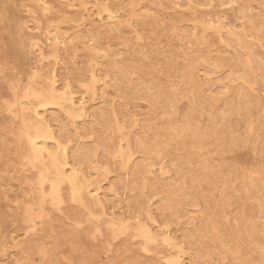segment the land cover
I'll return each instance as SVG.
<instances>
[{
  "label": "rangeland",
  "instance_id": "obj_1",
  "mask_svg": "<svg viewBox=\"0 0 264 264\" xmlns=\"http://www.w3.org/2000/svg\"><path fill=\"white\" fill-rule=\"evenodd\" d=\"M31 2L0 0V264H38L44 249L49 260L76 264H260L264 0H132L122 10L121 0H48L47 10ZM98 15L114 18L106 23ZM215 18L233 26L232 34L221 39ZM49 30L62 42L54 53ZM52 81L84 101L82 121L50 96ZM44 109L52 128L37 136L58 155L56 143L65 147L67 162L86 175L78 203H71L69 183L53 180L34 151L29 116ZM88 189H97L102 204ZM54 201L65 203L64 215L46 217L29 233L27 222L39 218L43 205L50 213ZM157 225L169 230L168 243L145 234L146 228L160 234Z\"/></svg>",
  "mask_w": 264,
  "mask_h": 264
},
{
  "label": "bare ground",
  "instance_id": "obj_2",
  "mask_svg": "<svg viewBox=\"0 0 264 264\" xmlns=\"http://www.w3.org/2000/svg\"><path fill=\"white\" fill-rule=\"evenodd\" d=\"M31 1H34V4H35V6L37 7V8H39V9H45L46 8V10H47V8H48V4H50V3H48V0H30V2ZM62 1V0H61ZM157 2V1H156ZM220 2V1H219ZM32 3V2H31ZM175 3V2H174ZM177 4V3H176ZM191 4V3H190ZM205 4V3H204ZM214 4V3H213ZM234 4V3H233ZM129 6L130 8L133 6V4H132V0H121V2H119V9H124V7H126V6ZM169 5H170V3H169ZM172 5L174 6V4L172 3ZM172 5H170V6H172ZM219 5V4H218ZM246 5V4H245ZM68 6H70V5H68ZM111 6V5H110ZM183 6H184V4H183ZM200 6H204V5H200ZM216 6V5H215ZM214 6V7H215ZM247 6V5H246ZM51 7V6H50ZM77 7V6H76ZM128 7V8H129ZM176 7V6H175ZM141 8V7H140ZM144 8V7H143ZM166 8V7H165ZM212 8H213V5H212ZM235 8V7H234ZM239 8V7H238ZM134 9V8H133ZM21 10V9H20ZM54 10V9H53ZM145 10V9H144ZM156 10V9H155ZM124 11V10H123ZM151 12H153V11H151ZM189 12V11H188ZM187 12V13H188ZM122 14H123V12H121ZM119 14V13H118ZM84 15V14H83ZM87 15V14H86ZM163 15V14H162ZM88 17H90V15H87ZM104 16V15H103ZM191 16V15H190ZM254 16V15H253ZM82 17H84V16H82ZM98 17L100 18L101 17V15L99 16L98 15ZM105 17V16H104ZM104 17H102V18H100V20H103V18ZM162 17V16H161ZM184 17V16H183ZM189 17V16H188ZM256 17V16H255ZM112 18H114L112 15H107V17L106 18H104V19H107V22L106 23H108V21L109 20H112ZM123 18V17H122ZM174 18V17H173ZM221 18V17H220ZM109 19V20H108ZM116 19V18H115ZM119 19H120V17H119ZM99 20V19H98ZM99 20V21H100ZM175 21L177 20V19H174ZM212 20V21H211ZM210 20V22H211V24L212 23H216L217 25H218V30H220V38L222 39L223 37H222V35L225 33L226 35H231L232 34V32H233V29H234V27L233 26H231L230 24H221V21H220V19L219 18H215V19H211ZM91 21L92 20H90V23H91ZM98 21V22H99ZM94 22V21H93ZM96 22H97V20H96ZM159 22H161V21H159ZM172 22H173V20H172ZM204 22V21H203ZM92 24H94V23H92ZM96 25V24H95ZM110 25V24H109ZM217 25H216V27H217ZM30 26V25H29ZM101 27V26H100ZM107 27V26H106ZM108 27H111V26H108ZM92 28V27H91ZM194 28V27H193ZM98 29H100L99 27H98ZM223 30V31H222ZM180 31V30H179ZM103 32V31H102ZM190 32V31H189ZM112 33V32H111ZM47 34L50 36L48 39H49V43H48V47L49 48H52L51 50H52V52L54 53L55 52V50H57L58 48H57V46H58V44L59 43H62V42H60L59 41V37H58V35H57V33L54 31L53 32V30H49V31H47ZM89 35H90V33H89ZM76 36H77V34H76ZM207 36V35H206ZM213 36V35H212ZM74 37V36H73ZM113 37V36H112ZM234 37V36H233ZM83 38V37H82ZM216 38V37H215ZM207 39V38H206ZM218 39V38H217ZM220 39V40H221ZM226 39V38H225ZM231 39V38H230ZM229 39V40H230ZM252 39V38H251ZM251 39H249V40H251ZM62 40V39H61ZM67 40V39H66ZM120 40H122L121 38H120ZM209 40V39H208ZM47 41V40H46ZM68 41V40H67ZM210 41V40H209ZM217 41V40H216ZM219 41V40H218ZM117 42H118V40H117ZM128 42V41H127ZM212 42V41H211ZM214 42V41H213ZM225 42H228V41H225ZM225 42H223V43H225ZM230 42H232V41H230ZM121 43V42H120ZM219 43V42H218ZM235 43V42H234ZM233 43V44H234ZM85 44V43H84ZM32 45H34V44H32ZM169 45V44H168ZM62 46H64V45H62ZM61 46V47H62ZM210 46V45H209ZM213 46V45H212ZM228 47H230L229 46V44L227 45ZM235 46V45H234ZM92 47V46H91ZM107 47H110V46H108L107 45ZM259 47V46H258ZM63 48V47H62ZM94 48V47H93ZM173 48V47H172ZM220 48V47H219ZM231 48V47H230ZM108 49V48H107ZM222 46H221V51H222ZM232 49V48H231ZM239 49V48H238ZM217 50V49H216ZM226 50V49H225ZM204 51V50H203ZM228 51V50H227ZM231 51H234V50H231ZM240 51V50H239ZM212 52V51H211ZM217 52V51H216ZM219 52V51H218ZM230 52V51H229ZM235 52V51H234ZM104 53V52H103ZM114 53V52H113ZM182 53V52H181ZM187 53V52H186ZM238 53V52H237ZM239 53H241V52H239ZM259 53V52H258ZM223 54V53H222ZM230 54H231V52H230ZM233 54V53H232ZM231 54V56H233ZM245 54V53H244ZM261 54V53H260ZM236 54L234 53V56H235ZM186 56V55H185ZM245 56V55H244ZM252 56H254V55H252ZM257 56V55H256ZM59 57V56H58ZM221 57H222V55H221ZM237 57V56H236ZM255 57V56H254ZM109 58V57H108ZM232 58V57H231ZM239 58V57H238ZM237 58V59H238ZM254 59V58H253ZM252 59V60H253ZM225 60V59H224ZM233 60V59H232ZM261 60V59H260ZM113 61V60H112ZM226 61V60H225ZM251 62V61H250ZM212 63V62H211ZM226 64L228 63V62H225ZM233 63H235V61L233 62ZM257 64H260L259 62H257ZM186 65V64H185ZM184 65V66H185ZM223 65V64H222ZM255 65V64H254ZM262 65V64H261ZM239 66V65H238ZM201 67V66H200ZM253 67V66H252ZM251 67V68H252ZM261 67V66H260ZM259 67V68H260ZM204 68V67H203ZM263 69V68H262ZM36 71L38 70L37 68L35 69ZM242 70V69H241ZM35 71V72H36ZM201 71V70H200ZM208 71V70H207ZM185 72H187V71H185ZM189 72V71H188ZM239 72H241V71H239ZM220 73V72H219ZM229 73V72H228ZM42 74V73H41ZM238 74V73H237ZM43 75V74H42ZM50 75H53V73L52 74H50ZM92 75V74H91ZM95 75H96V73H95ZM191 76H192V74H191ZM198 76V75H197ZM48 77H49V75H48ZM91 77H93V76H91ZM199 77V76H198ZM55 78V77H54ZM189 78V77H188ZM253 78H255V77H253ZM50 79H52V78H50ZM222 80H223V78H221ZM251 79V78H250ZM97 80H99V77H98V79ZM202 80H204V79H202ZM232 80V79H231ZM230 80V81H231ZM89 81V80H88ZM193 81V80H192ZM224 82V81H223ZM181 84V83H180ZM189 84V83H188ZM187 85V84H186ZM191 85V84H190ZM198 85H201V84H198ZM240 85V84H239ZM64 87H66V85H63ZM189 86V85H188ZM192 86V85H191ZM190 87V86H189ZM198 87V86H197ZM209 87V86H208ZM231 87H233V86H231ZM182 88H184L183 86H182ZM219 88V87H218ZM71 89V88H70ZM186 89V88H185ZM197 89V88H196ZM203 89V88H202ZM208 89V88H207ZM226 89V88H225ZM241 89H244V88H241ZM162 90V89H161ZM49 94H50V96L52 97V98H56V99H58V100H60L61 102H63V105H64V107H65V110H66V112L70 115V116H72L73 118H76V119H79V121H82L81 119H82V117L84 116V113H83V110H84V108H85V106H84V101L82 102H80V101H75V100H73L72 99V97L70 96V95H65L66 94V91L65 90H62L61 88H58V85L56 86L55 85V82L54 81H52L51 83H50V88H49ZM181 91V90H180ZM207 91H209V90H207ZM194 92V91H193ZM205 92V91H204ZM203 92V93H204ZM201 93V92H200ZM211 93V92H210ZM162 94V93H161ZM161 94H159L160 96H161ZM94 95V94H93ZM153 95V94H152ZM151 95V96H152ZM163 95V94H162ZM197 95V94H196ZM216 95H218V93L216 94ZM95 96V95H94ZM159 96V97H160ZM198 96V95H197ZM241 96V95H240ZM198 97H201V96H198ZM202 99V98H201ZM210 99H212V98H210ZM159 100H161V99H159ZM196 100V99H195ZM194 100V101H195ZM205 100V99H204ZM204 100H203V102H204ZM223 100V99H222ZM221 100V101H222ZM236 101V100H235ZM154 102H156V101H154ZM153 102V103H154ZM196 102H198V101H196ZM212 102V101H211ZM234 102V101H233ZM21 103H22V101H21ZM164 103V102H163ZM206 103V102H205ZM23 104V103H22ZM160 104V103H159ZM195 104V103H194ZM211 104H213V102L211 103ZM227 104V103H226ZM226 104H224V105H226ZM21 105V104H20ZM28 105V104H27ZM154 105H156V103L154 104ZM166 105V104H165ZM173 105H174V103H173ZM172 105V106H173ZM39 106V105H38ZM175 106V105H174ZM210 106V105H209ZM220 106H222L221 104L219 105V107ZM9 107V106H8ZM88 107V106H87ZM156 107V106H155ZM194 107H195V105H194ZM197 107V106H196ZM216 107V106H215ZM219 107H218V109H219ZM158 108V107H157ZM213 108V107H212ZM217 108V107H216ZM11 109V108H10ZM56 109V108H55ZM112 109H114L113 107H112ZM209 109V108H208ZM229 109V108H228ZM227 109V110H228ZM247 109V108H246ZM204 110V109H203ZM202 110V111H203ZM207 110V109H206ZM48 111V110H47ZM215 111V110H214ZM213 111V112H214ZM251 111H253V110H251ZM44 112H45V109L44 110H34V113H33V115H32V113H31V115L29 116L31 119L29 120V124L28 125H30V128H32V130H31V139H32V144H34V151H35V153L38 155V156H40V157H42L43 159H45V163H46V166H45V172H47V173H49L50 174V176H51V178L54 180V179H56V180H60V181H67L68 183H69V186L71 187V189L72 190H74L75 189V191H76V193H80L83 189H85L88 185V181H87V179H86V175L85 174H81V173H79V171L77 170L79 167H77V169L73 166V165H70L68 162H67V159H66V157H65V147H61V145L59 144V143H56V145H57V147H59L60 148V151H59V155L57 154V153H53L51 150H50V148H49V146H48V144L47 143H44V142H42V140H40L39 139V137L37 136V134L39 133L38 132V129L40 130V131H43V132H50L51 131V128H52V124H50V122L49 121H47L46 119H44V117H43V115H44ZM85 112V111H84ZM87 112V111H86ZM244 112V111H243ZM249 112V111H248ZM106 113H109V112H106ZM169 114H170V112H169ZM212 114V113H211ZM220 114V113H219ZM229 114V113H228ZM253 114V113H252ZM262 114V113H261ZM116 115V114H115ZM234 115V114H233ZM232 115V116H233ZM108 116H109V114H108ZM133 116H134V114H133ZM203 116V115H202ZM263 116V115H262ZM49 117V116H48ZM122 117V116H121ZM204 117V116H203ZM219 117V116H218ZM247 117V116H246ZM171 118V117H170ZM112 119V118H111ZM172 119V118H171ZM170 119V121H172ZM188 119V118H187ZM201 119H202V117H201ZM229 119V118H228ZM227 119V120H228ZM113 120V119H112ZM117 120H118V118H117ZM175 120H177V119H175ZM222 120H224V119H222ZM101 121V120H100ZM99 121V122H100ZM111 121V120H110ZM120 121V120H119ZM174 121V120H173ZM187 121V120H186ZM202 121H203V119H202ZM251 121V120H250ZM252 121H254V119L252 120ZM76 122V121H75ZM88 122V121H87ZM107 122V121H106ZM123 122V121H122ZM121 122V123H122ZM128 122H130L129 120H128ZM166 122V121H165ZM177 122V121H176ZM180 122V121H179ZM184 122V121H183ZM217 122V121H216ZM226 122V121H225ZM229 122V121H228ZM28 123V122H27ZM90 123H92V122H90ZM124 123V122H123ZM167 123V122H166ZM173 123H175V122H173ZM189 123H190V121H189ZM259 123V122H258ZM93 124V123H92ZM118 124H119V122H118ZM129 124V123H128ZM177 124H178V122H177ZM180 124L182 125V122H180ZM184 124H186V123H184ZM208 124H210V123H208ZM246 124V123H245ZM112 125V124H111ZM148 125V124H147ZM156 125V124H155ZM167 125V124H166ZM190 125V124H189ZM94 126V125H93ZM107 126V125H106ZM105 126V127H106ZM124 126V125H123ZM151 126H152V124H151ZM158 126V125H157ZM54 127V126H53ZM119 127H120V125H119ZM149 127V126H148ZM212 127V126H211ZM244 127H245V125H244ZM77 128V127H76ZM96 128V127H95ZM107 128V127H106ZM123 128V127H122ZM163 128H165V127H163ZM178 128V127H177ZM184 128V127H183ZM192 128V127H191ZM85 129V128H84ZM100 129V128H99ZM109 129V128H108ZM107 129V130H108ZM112 129V128H111ZM111 129H109L110 131H111ZM151 129V128H150ZM153 129H154V127H153ZM152 129V130H153ZM167 129V128H166ZM187 129H189V128H187ZM195 129V128H194ZM207 129H209V128H207ZM76 130V129H75ZM78 130V129H77ZM95 130V129H94ZM123 130V132L125 131L124 129H122ZM131 130V129H130ZM165 130V129H164ZM175 130V129H174ZM191 130V129H190ZM258 130V129H257ZM79 131V130H78ZM86 131V130H85ZM113 131V130H112ZM127 131V130H126ZM156 131V130H155ZM166 131H169V130H166ZM184 131V130H183ZM192 131V130H191ZM94 132V131H93ZM105 132H107L106 130H105ZM104 132V133H105ZM109 132V131H108ZM117 132V131H116ZM121 132V131H120ZM122 132V133H123ZM128 132V131H127ZM130 132V131H129ZM128 132V133H129ZM190 132V131H189ZM188 132V133H189ZM254 132H255V130H254ZM96 133V132H95ZM175 133V132H174ZM177 133V132H176ZM179 133H180V131H179ZM199 133V132H198ZM234 133V132H233ZM59 134H61V133H59ZM106 134H108V133H106ZM114 134H115V132H114ZM132 134V133H131ZM147 134V133H146ZM145 134V135H146ZM155 134V133H154ZM182 135H183V133H181ZM180 134V135H181ZM191 134H193V133H191ZM54 135V134H53ZM88 135V134H87ZM89 135H90V133H89ZM88 135V136H89ZM120 135H121V133H120ZM124 135V134H123ZM149 135H150V133H149ZM168 135V134H167ZM172 135H174V134H172ZM78 136H79V133H78ZM117 136V135H116ZM132 136V135H131ZM55 137V136H54ZM121 137V136H120ZM149 137V136H148ZM174 137H175V135H174ZM181 137V136H180ZM251 137V136H250ZM152 138V137H151ZM158 138V137H157ZM229 138V137H228ZM231 138V137H230ZM55 139V138H54ZM58 139V138H57ZM118 139V138H117ZM135 139V138H134ZM148 139V138H147ZM150 139V138H149ZM185 139H186V137H185ZM233 139V138H232ZM115 140V139H114ZM133 140V139H132ZM180 140V139H179ZM226 140V139H225ZM245 140V139H244ZM243 140V141H244ZM247 140V139H246ZM251 140V139H250ZM121 141V140H120ZM186 141V140H185ZM229 140H227V142H228ZM242 141V140H241ZM118 142V141H117ZM116 142V143H117ZM145 142H146V140H145ZM172 142V141H171ZM232 142V141H231ZM246 142V141H245ZM251 142V141H250ZM262 142H264V140L262 141ZM49 143V142H48ZM113 143H114V141H113ZM147 143V142H146ZM162 143H163V141H162ZM166 143V142H165ZM164 143V144H165ZM182 143V142H181ZM191 143H192V140H191ZM190 143V144H191ZM195 143V142H194ZM85 144V143H84ZM94 144V143H93ZM99 144H101L100 142H99ZM104 144V143H103ZM103 144H102V146H103ZM152 145H153V143H151ZM157 144H159V143H157ZM168 144V143H167ZM179 144H180V142H179ZM221 144V143H220ZM244 144V143H243ZM246 144V143H245ZM91 145V144H90ZM170 145V144H169ZM169 145H168V147H169ZM189 145V144H188ZM192 145V144H191ZM219 145V144H218ZM96 146V145H95ZM100 146V145H99ZM123 146V145H122ZM127 146H129V145H127ZM136 147H137V145H135ZM179 146V145H178ZM187 146V145H186ZM190 146V145H189ZM193 146V145H192ZM220 146V145H219ZM249 146V145H248ZM247 146V147H248ZM84 147H86V146H84ZM135 147V148H136ZM188 147V146H187ZM193 147H195L196 148V146L194 145ZM199 147V146H198ZM202 147H203V145H202ZM233 147V146H232ZM241 147H243V146H241ZM67 148H69V147H67ZM163 148V147H162ZM190 148V147H189ZM194 148V149H195ZM219 148V147H218ZM87 149V148H86ZM121 149H123V148H121ZM165 149V148H164ZM171 149H173L172 148V146H171ZM180 149V148H179ZM220 149V148H219ZM56 150V149H55ZM113 150V149H112ZM167 150H168V148H167ZM167 150L165 151V152H167ZM186 150V149H185ZM196 150H197V148H196ZM221 150V149H220ZM223 150V149H222ZM221 150V151H222ZM230 150H231V148H230ZM257 150H258V148H257ZM88 151V150H87ZM115 151V150H114ZM143 151V150H142ZM187 151V150H186ZM191 151H193V150H191ZM200 151V150H199ZM228 151V150H227ZM252 151V150H251ZM55 152V151H54ZM93 152V151H92ZM124 152V151H123ZM145 152V151H144ZM182 152V151H181ZM250 152V151H249ZM118 153H120V152H118ZM125 153V152H124ZM189 153V152H188ZM67 154V153H66ZM71 154V153H70ZM84 154V153H83ZM107 154H108V152H107ZM189 154H192V153H189ZM188 154V155H189ZM92 155H94V154H92ZM143 155V154H142ZM179 155V157H180V154H178ZM70 156V155H69ZM80 156V155H79ZM85 156V155H84ZM109 156V155H108ZM123 156V155H122ZM144 156V155H143ZM142 156V157H143ZM173 156V155H172ZM177 156V155H176ZM72 157V156H71ZM78 157V156H77ZM112 157V156H111ZM125 157V156H124ZM149 157V156H148ZM168 157V156H167ZM170 157V156H169ZM178 157V158H179ZM79 158V157H78ZM81 158V157H80ZM121 158V157H120ZM119 158V159H120ZM123 158V157H122ZM154 158V157H153ZM172 158V157H171ZM107 159V158H106ZM110 159V158H109ZM118 159V160H119ZM141 159V158H140ZM185 159H186V157H185ZM194 159H195V157H194ZM201 159V158H200ZM207 159L208 158H206V163H207ZM93 160V159H92ZM115 160V159H114ZM149 160V159H148ZM170 160H172V159H170ZM182 160V159H181ZM202 160V159H201ZM79 161V160H78ZM152 161V160H151ZM183 161V160H182ZM191 161V160H190ZM209 161V160H208ZM84 162V161H83ZM111 162V161H110ZM160 162V161H159ZM188 162V161H187ZM170 163V162H169ZM185 163V162H184ZM193 163V162H192ZM198 163V162H197ZM209 163V162H208ZM260 163V162H259ZM90 163H88V165H89ZM172 164V163H171ZM190 164V163H189ZM210 164V163H209ZM128 165V164H127ZM136 165V164H135ZM135 165H133V166H135ZM261 165V164H260ZM262 165H264V164H262ZM23 166V165H22ZM21 166V167H22ZM83 166V165H82ZM87 166V165H86ZM100 166H103L102 164L100 165ZM185 166V165H184ZM200 166H202V165H200ZM198 167V166H197ZM197 167H195V168H197ZM99 168V167H98ZM127 168V167H126ZM129 168V167H128ZM176 168H178V167H176ZM187 168V167H186ZM185 168V169H186ZM200 168V167H199ZM81 169H82V167H81ZM138 169V168H137ZM166 169V168H165ZM188 169V168H187ZM186 169V170H187ZM258 169V168H257ZM186 170L184 171L185 173H186ZM197 170H200V169H197ZM202 170V169H201ZM205 170V169H204ZM23 171H24V169H23ZM86 172V171H85ZM178 172H179V170H178ZM189 172V171H188ZM192 172V171H191ZM190 172V173H191ZM196 172H198V171H196ZM203 172V171H202ZM225 172V171H224ZM227 172V171H226ZM149 173V172H148ZM200 173V172H199ZM210 173V172H209ZM261 173V172H260ZM88 174V173H87ZM128 174V173H127ZM201 174V173H200ZM203 174V173H202ZM213 174H215V173H213ZM227 174V173H226ZM229 174H230V172H229ZM216 175V174H215ZM230 175H232V174H230ZM179 176H181V175H179ZM193 176V175H192ZM211 176V175H210ZM227 176H228V174H227ZM246 176V175H245ZM252 176V175H251ZM169 177V176H168ZM188 177H190V176H188ZM193 177H196V176H193ZM209 177V176H208ZM208 177H207V179H208ZM232 177H233V175H232ZM27 178V177H26ZM25 178V179H26ZM35 178V177H34ZM199 178V177H198ZM229 178V177H228ZM247 178V177H246ZM36 179V178H35ZM163 179V178H162ZM33 180V179H32ZM206 180V179H205ZM216 180V179H215ZM35 181V180H34ZM192 181H194V179H192ZM253 181V180H252ZM66 183V182H65ZM176 184V183H175ZM200 184V183H199ZM186 185H187V183H186ZM243 185V184H242ZM29 186V185H28ZM188 186V185H187ZM200 186V185H199ZM64 187H66V186H64ZM194 187V186H193ZM202 187V186H201ZM136 188V187H135ZM206 188V187H205ZM214 188H216V187H214ZM250 188V187H249ZM252 188H254V187H252ZM264 188V187H263ZM29 189V188H28ZM27 189V190H28ZM148 189V188H147ZM197 189V188H196ZM202 189V188H201ZM203 189H204V187H203ZM100 190V189H99ZM247 190V189H246ZM254 190H255V188H254ZM262 190V189H261ZM168 191V190H167ZM170 191V190H169ZM206 191V190H205ZM232 191V190H231ZM73 192V191H72ZM142 192V191H141ZM192 192V191H191ZM259 192H261V191H259ZM262 192H263V190H262ZM36 193V192H35ZM34 193V194H35ZM88 193H90L91 194V197H93L92 198V200L95 202V203H97V204H102V200H100V197H98V191H97V189H88L87 190V194ZM119 193V192H118ZM167 193V192H166ZM165 193V194H166ZM184 193V192H183ZM194 193H196V192H194ZM168 194H171V193H168ZM182 194V193H181ZM246 194H247V192H246ZM260 194H262V193H260ZM100 195V194H99ZM172 195V194H171ZM179 195V194H178ZM243 195V194H242ZM256 195H258V194H256ZM101 196V195H100ZM190 196V195H189ZM251 196H253V194L251 195ZM250 196V197H251ZM241 197V196H240ZM256 197V196H255ZM254 197V198H255ZM31 198V197H30ZM29 198V199H30ZM33 198V197H32ZM172 198H174V197H172ZM242 198V197H241ZM254 198H252V199H254ZM257 198V197H256ZM45 199V198H44ZM247 199H248V196H247ZM250 199V198H249ZM31 200V199H30ZM143 200V199H142ZM165 200H167V199H165ZM146 200H143L141 203L144 205H142V204H140V205H142V206H140L139 205V207H145L146 208V206H145V203H143V202H145ZM180 201V200H179ZM198 201H199V199H198ZM202 201V200H201ZM32 202V201H31ZM160 202V201H159ZM169 202V201H168ZM172 202V201H171ZM37 203V202H36ZM41 203V202H40ZM139 203V202H138ZM175 203V202H174ZM201 203V202H200ZM151 204H152V202H151ZM163 204H165V203H163ZM176 204V203H175ZM258 205V204H257ZM204 206V205H203ZM206 206V205H205ZM43 207H44V205H43ZM112 207V206H111ZM33 208V207H32ZM36 208V207H35ZM167 208V207H166ZM207 208V207H206ZM110 209V208H109ZM115 209V208H114ZM208 209V208H207ZM28 210H29V208H28ZM32 210V209H31ZM140 210V209H139ZM139 210H136V212L138 213V211ZM108 211V210H107ZM135 212V215L137 214ZM145 213V212H144ZM199 214H200V212H198ZM33 214H35V213H33ZM198 214V215H199ZM225 214V213H224ZM206 216V215H205ZM208 216V215H207ZM144 217V216H143ZM142 217V218H143ZM156 217V216H155ZM23 218V217H22ZM146 219V218H145ZM155 219V218H154ZM135 220V219H134ZM143 220V219H142ZM202 220V219H201ZM146 221V220H145ZM154 221V220H153ZM23 222V221H22ZM199 222H200V219H199ZM42 223V222H41ZM107 223V222H106ZM133 224V223H132ZM155 224V223H154ZM196 224V223H195ZM206 224V223H205ZM208 225V224H207ZM195 226V225H194ZM216 226V225H215ZM253 226V225H252ZM256 226H258V225H256ZM28 227H29V225H28ZM27 227V228H28ZM150 227H151V225H150ZM166 226H160V225H157V228H156V230L157 231H160V234L158 233H155V232H152V230L151 229H149V228H146L145 229V234L147 235V237H149L150 239H154V238H156V236H159V237H162V240H164L165 241V239H167L168 241H170L172 238H171V236H170V232H169V230L168 229H163V228H165ZM197 227V226H196ZM199 227V226H198ZM254 227V226H253ZM252 227V228H253ZM247 228V227H246ZM154 229V228H153ZM229 229V228H228ZM194 230V229H193ZM252 230V229H251ZM251 230L249 231V233L251 232ZM195 231H197V230H195ZM212 231V230H211ZM136 232V231H135ZM214 233V232H213ZM212 233V234H213ZM232 233V232H231ZM248 233V234H249ZM258 233V232H257ZM190 234H192V233H190ZM196 234V233H195ZM241 234V233H240ZM252 233H250V235H251ZM188 235H189V233H188ZM214 235H215V233H214ZM195 236V235H194ZM197 236V235H196ZM208 236V235H207ZM251 237V236H250ZM186 238H189V237H186ZM174 239H176L175 237H174ZM202 239H204V238H202ZM218 239V238H217ZM177 240V239H176ZM149 241V240H148ZM218 242H219V240H218ZM237 242V241H236ZM220 243H222V242H220ZM238 243V242H237ZM239 244V243H238ZM217 245V244H216ZM223 245V244H222ZM235 246H236V244H235ZM234 246V247H235ZM222 248V247H221ZM220 248V249H221ZM237 248V247H236ZM182 249H183V247H182ZM181 249V250H182ZM222 249H224V248H222ZM236 250V249H235ZM223 251V250H222ZM240 251V250H239ZM238 253V252H237ZM240 254H242V253H240ZM172 254H170V256H171ZM223 256H225L224 254H222ZM175 256V255H174ZM173 256V257H174ZM241 256V255H240ZM226 257V256H225ZM238 257V256H237ZM233 258H235V257H233ZM183 261V260H182ZM180 263H181V260L179 261ZM244 263V262H243Z\"/></svg>",
  "mask_w": 264,
  "mask_h": 264
},
{
  "label": "snow or ice",
  "instance_id": "obj_3",
  "mask_svg": "<svg viewBox=\"0 0 264 264\" xmlns=\"http://www.w3.org/2000/svg\"><path fill=\"white\" fill-rule=\"evenodd\" d=\"M71 203L75 204V203H78V200H77V193L75 191V189L73 190L72 192V197H71ZM66 205L63 201H60L59 203L57 202H53V205H52V211L50 213H46L44 210H43V207L41 209V214L39 216L38 219L36 220H29L27 223L30 225L29 227V233L31 232H35L38 228L41 227V221L44 220L46 217L48 219H51L52 218V215L54 214H58L60 216H63L64 215V209H65ZM34 225V226H33ZM75 227L76 228H82L83 225L79 224V223H76L75 224ZM165 243H168V240L165 239ZM145 251H147V249H145ZM49 251L48 249H44L41 251L40 253V256L42 257L41 259H39L38 261V264H76L75 261L73 260H68V259H64V260H61V261H57L55 259H51L49 260L47 258V256L49 255ZM262 256H264V252H262ZM25 264H37V261H27L25 262ZM82 264H100L99 261H90V262H82ZM170 264H180L179 260L175 261V262H170ZM248 264H252L251 261L248 262ZM260 264H264V259H262L260 261Z\"/></svg>",
  "mask_w": 264,
  "mask_h": 264
}]
</instances>
